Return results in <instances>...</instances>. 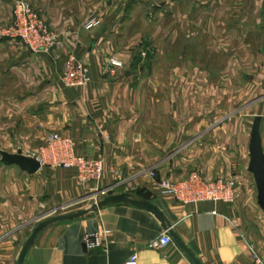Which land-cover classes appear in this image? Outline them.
Returning <instances> with one entry per match:
<instances>
[{
	"label": "crops",
	"instance_id": "obj_1",
	"mask_svg": "<svg viewBox=\"0 0 264 264\" xmlns=\"http://www.w3.org/2000/svg\"><path fill=\"white\" fill-rule=\"evenodd\" d=\"M14 1L0 0V151L20 149L31 156L30 150L56 132L74 140L76 153L101 159L102 175L98 184L91 180L79 186L73 167L42 164L27 172L3 161L0 154V264L16 263L31 227L46 218L38 217L80 200L88 203L62 212L88 207L97 197L96 185L112 184L107 194L128 191L156 203L203 264H249L250 245L264 256V209L247 168L249 132L245 134L244 126L229 129L230 117L204 113L219 90L212 80L193 85L192 79L180 78L214 76V71L156 69L154 47L149 46L155 44L154 37L136 39L126 31L136 25L134 12L142 0H26L60 36L61 45L49 53L34 52L18 37L4 33L13 20ZM147 1L151 7L146 4L144 12L151 16L155 11L169 12L177 0ZM259 12L264 13L262 4ZM91 16L98 23L85 27ZM207 24L212 28L217 23ZM260 26L264 27L263 19ZM70 53L88 67L90 80L83 86L61 81ZM114 57L122 60L121 66L110 63ZM171 77H179L180 84L171 85ZM178 92L194 94L191 99H173L172 93ZM178 108L188 110L180 113ZM261 143L264 151L262 132ZM192 171L209 180L234 179V200L185 203L160 191V177L178 180ZM36 217L39 220L32 225ZM103 227L110 228L108 249L86 248L82 233ZM165 229L150 211L134 204L103 205L46 225L36 234L23 264H120L133 251L142 264H192L170 233L164 247L148 246Z\"/></svg>",
	"mask_w": 264,
	"mask_h": 264
},
{
	"label": "rangeland",
	"instance_id": "obj_2",
	"mask_svg": "<svg viewBox=\"0 0 264 264\" xmlns=\"http://www.w3.org/2000/svg\"><path fill=\"white\" fill-rule=\"evenodd\" d=\"M162 1L152 0L164 4ZM148 3L147 0L139 1L140 10L134 12L136 25L126 29L128 35L136 39L142 36L154 37L155 44L149 43V46L154 47L153 63L156 69L182 66L213 70L214 76L203 74L179 77L185 81L192 79L193 85L206 82L212 84V80V85L219 90L213 94L212 108H204V113L220 119L230 117L229 129L235 128L237 131L244 126L245 134L250 132L254 114L264 113V60L260 58L264 50V27L260 26V19L264 21V13L259 12L260 4L264 6V0H177L169 12L155 11L151 16L144 12ZM195 4V8L191 6ZM178 6L179 12L176 10ZM212 21L213 25L217 24L210 28L212 24L208 25L207 22ZM8 27L3 29L5 32L1 31L12 36L6 33ZM210 50L212 53H206ZM179 77H171V85L180 84ZM192 94L172 93V98L183 96L184 99H191ZM175 110L181 113L188 109ZM261 117L260 134L262 132L264 135V115ZM243 121L245 123L242 124ZM38 146L29 153L33 154ZM86 203L88 199L53 207L55 210L51 209L50 212L40 211L36 216L48 212L38 217L41 219ZM38 218L33 219L32 225Z\"/></svg>",
	"mask_w": 264,
	"mask_h": 264
},
{
	"label": "built area",
	"instance_id": "obj_3",
	"mask_svg": "<svg viewBox=\"0 0 264 264\" xmlns=\"http://www.w3.org/2000/svg\"><path fill=\"white\" fill-rule=\"evenodd\" d=\"M98 19L91 16L84 22L85 27L96 25ZM6 33L19 37L23 43L34 52H52L61 45V39L57 32L48 27L37 15L36 11L26 0H15L13 4V20L6 29ZM112 65L121 66L122 60L116 57L110 59ZM60 78L65 86H83L90 80L88 67L74 53L68 54L63 65ZM42 164L52 166L73 167L76 170L75 181L84 185L88 181H95L97 184L102 175V161L98 158H91L75 152L74 140L68 135L50 132L45 142L36 148L31 155ZM153 177L155 172L149 171ZM234 179L218 177L213 180L201 177L198 172L192 171L186 177L178 180H171L168 177H160L158 185L162 193L171 195L182 202L195 203L203 199L233 201L236 192L234 190ZM114 184L95 187V195L100 198L112 190ZM52 210H55L52 209ZM51 210V211H52ZM81 240L86 248L100 246L108 249L111 241L110 228L103 227L95 230L84 231ZM171 236L167 229L156 235L148 242V246L162 248L168 244ZM251 261L249 264H264V256L250 245ZM120 264H142L137 260V253L133 251Z\"/></svg>",
	"mask_w": 264,
	"mask_h": 264
},
{
	"label": "water",
	"instance_id": "obj_4",
	"mask_svg": "<svg viewBox=\"0 0 264 264\" xmlns=\"http://www.w3.org/2000/svg\"><path fill=\"white\" fill-rule=\"evenodd\" d=\"M260 120L261 115L255 114L249 132V160L247 168L252 173L256 183L257 202L259 206L264 209V151L261 143L260 134ZM1 159L6 162L17 164L22 170L27 172H35L41 166L38 159L33 156L22 153L20 149L16 152H9L1 150ZM128 202L138 207L150 211L168 230L173 241L180 247L187 255L192 264H203L190 247L183 242L178 233L171 228V224L159 206L153 201L145 197H136L128 191H121L116 193H109L100 198L95 199L88 207L78 208L75 210L58 212L49 217L37 221L30 230V233L24 240L16 258L15 264H23L24 256L29 246L32 244L36 234L49 223L63 218H71L82 215L90 209L100 208L103 205H109L116 202Z\"/></svg>",
	"mask_w": 264,
	"mask_h": 264
}]
</instances>
